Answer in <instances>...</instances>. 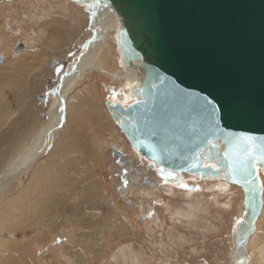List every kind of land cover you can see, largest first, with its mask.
<instances>
[{
	"label": "water",
	"instance_id": "95a60500",
	"mask_svg": "<svg viewBox=\"0 0 264 264\" xmlns=\"http://www.w3.org/2000/svg\"><path fill=\"white\" fill-rule=\"evenodd\" d=\"M76 1L118 18L121 66L134 72L137 99L105 105L131 146L164 178L185 171L241 187L245 211L231 231V258L247 264L264 163L256 159L241 171L239 138H252L243 147L256 156L264 149V0Z\"/></svg>",
	"mask_w": 264,
	"mask_h": 264
},
{
	"label": "rangeland",
	"instance_id": "374dc122",
	"mask_svg": "<svg viewBox=\"0 0 264 264\" xmlns=\"http://www.w3.org/2000/svg\"><path fill=\"white\" fill-rule=\"evenodd\" d=\"M64 1L60 0L61 4ZM66 3L67 6L73 7L67 9L61 6L49 10L35 4L32 0H0V94L3 100L7 101L8 107L0 131H5L11 137L10 139L8 137L6 141L0 138V164L7 162L17 152L14 148H17L15 141L18 138L29 141L32 133H37L43 125L49 123L51 113L55 108L52 105L54 106L58 100L63 79L67 76V72L70 71L72 74L73 68L83 63L82 59L87 45L90 41L92 44L99 34L97 28L102 20L96 13H91L90 8L86 9L74 0H67ZM79 9L84 10L80 15ZM76 14L78 16H75ZM54 20L70 23L72 29L77 30V35L68 41L62 52L50 54V51L54 50H49L47 45L54 43L53 22H51ZM47 22L49 25L46 24ZM117 30H110L106 49L101 55V67L106 71L95 70V68L86 69L83 74H80L78 82L79 87L85 82L95 81L101 103L104 102V104L109 99L110 87L114 88L119 83H124V79L119 77L113 84L108 74L116 68L120 69V66L111 64L112 57L109 56L112 51L119 52ZM119 59L120 57L116 61ZM120 72L122 73L120 76H123V72L121 70ZM22 90L25 91V99L19 104L15 93ZM61 112L63 114L60 118L61 124L37 162L49 155L52 143L58 140L67 126L63 109ZM25 114L37 120L34 126L31 127V124L29 127L26 125L22 127L25 122L22 116ZM116 125L120 127L119 123ZM87 126H89L88 130L94 133L97 141H100L102 149L98 150V157L93 159L92 154H85L86 162L83 166L86 165L87 169L94 168L96 179H101L105 188L104 193L95 190L101 202L76 204L77 201L74 203L71 199L70 202L73 201L75 208L68 211L60 207L53 209L51 206V213L48 215L47 212L48 216L44 217L52 222L50 225H29L23 221V217L18 218L15 220L18 222L16 225L18 228L14 232L7 228L0 232L3 240L10 239L14 242L12 245L17 246L8 254L10 259L18 264H26V262L27 264H130V260L122 258L121 251L132 247L136 254L131 252L128 256L140 257L139 259L145 261L146 264H229L228 253L215 251V248L217 239L226 240L239 219L238 207L242 196L237 187L230 192L225 190L226 187L218 190L222 196L220 199L227 196L223 199L233 200L231 215L224 217L221 213L223 216L218 214L221 220L219 216L217 217L219 220H216L213 219V217L216 218L214 212L209 216L207 212L197 211L198 217L195 223L202 224L199 217L206 215L211 223L217 224L218 231H220L205 232L206 237L200 238L201 236L196 232L198 229L192 228L186 219H170L169 208L171 207L166 208V205L172 201L174 204L178 203L179 197L169 196L163 189L164 180L151 167H148L149 159L144 158L130 147L121 128L118 131L123 134L127 149L120 151L128 155L130 166L111 149L120 142L115 133L95 129L91 124ZM90 147L93 150L92 144ZM32 166L14 177L9 185H4L1 203H7L23 189L33 175L35 164ZM85 167L80 166L81 169ZM262 184L264 187L263 178ZM8 189L11 191L9 192ZM139 205L143 207L140 209ZM58 206L61 205L58 204ZM111 208L118 210L115 217L108 216ZM119 216L123 218L129 231L133 229V233L126 232L123 235L119 233ZM103 217L105 218L102 219ZM106 218H111L109 221L112 222L105 225ZM54 222L55 225H53ZM170 227L182 231L183 235L169 238L166 232ZM260 227V231L264 232V216L260 219ZM91 228L99 232V236L103 237L102 241L95 236V238H90ZM16 241H19L20 245L16 244ZM232 244L233 241L231 247ZM252 249L251 245L250 264H255L257 261L253 262L255 251ZM255 259L263 263L258 256Z\"/></svg>",
	"mask_w": 264,
	"mask_h": 264
},
{
	"label": "bare ground",
	"instance_id": "6f19581e",
	"mask_svg": "<svg viewBox=\"0 0 264 264\" xmlns=\"http://www.w3.org/2000/svg\"><path fill=\"white\" fill-rule=\"evenodd\" d=\"M32 1L35 4L40 5L43 8H47L49 10H53L57 7L59 8L61 6L67 9L69 7L67 6L68 4L66 3L67 0L62 2V4L60 0H32ZM76 2L84 6L86 9H89V7H86L84 4L78 1ZM90 9H91V13H96L98 17L102 20L101 23L99 22L100 24L99 27L97 28V32L99 31V34L96 36V39L93 40L92 44H90L91 43L90 41L89 45H87V49L85 50V54L82 59L83 63H81L79 66H75L73 68L72 74H70L69 71L67 72V76L65 75L66 77L63 79L64 82L62 83L61 88L59 90L58 100L55 102L54 106L52 105V107L55 108L54 110L52 108L53 110V112L51 111L52 113L50 112L52 117L49 123L47 124L45 123L46 125H43L42 129L40 128V131H38L37 133L35 134L32 133L29 141L22 140L23 138H18L17 141H19L21 144L15 141L17 148H14V150L16 149L17 152H15L12 155V157H10L9 160L7 159L8 160L7 162L0 164L3 165L2 167H0V199L3 193L2 191H4L3 190L4 185H9V182L14 177H16L22 172H25L26 170H28V168L33 167L32 165L35 164L33 168V175L30 177L31 179H28L29 181L27 180L28 182L24 185L23 189L19 191L17 194H15V196L12 199L10 198L7 203L5 202L1 203L2 200L0 201V232L4 228H7L9 231L14 232V230L18 228V226H16L18 222H16L15 220H18V218H22V217H23V221H25L29 225H35V224L50 225L52 222L50 220L48 221V219L44 217H46L47 212L48 215L51 213L50 211L51 206L53 207V209L55 207H60L68 211L69 209L75 208L74 206L75 201H77L76 204H82V203L96 204L101 202V200L96 196V192H95V190L97 189L101 191V193H104L105 188L101 182V179L99 178L98 180L96 179L94 168L87 169L85 167L86 165L83 166V163L86 162L85 154H92V159H93L94 157L97 156L98 150L100 148L102 149L100 141H97V138L95 137L94 133L88 130L89 126L87 125L91 124L92 127L98 130L112 131L113 133L116 134V138L120 139V142L116 143L114 146L122 151L124 150V148L127 149L125 138H123L122 137L123 134L118 131L120 127L116 125V123H120V120L118 119L115 122L111 117L110 110L105 106L104 102L101 103L100 100L101 98L98 95L99 92L96 90V84H95L96 82L95 81L85 82V84L78 87L80 74H83V72L86 69L91 70V68H95V70L99 69L100 71H106L103 67H101V63H102L101 55L106 49L105 46L110 36L109 35L110 30L119 29L118 18L113 12H110L108 10H99L93 8ZM9 11L11 14L10 9ZM76 11H78V7H76ZM83 11L84 10L79 9L80 12L79 15L82 14ZM75 16H78V14H76ZM91 19L93 20L92 16ZM51 22H53V27H52L54 30L53 37L55 39L53 45H50L52 43L47 45V48L49 50H54V51H50V54L54 52L56 53L62 52L63 47L66 46L68 41L76 37L77 35L76 33L77 30L72 29L70 23L66 21L62 22V20L61 21L54 20ZM46 24H48V22ZM117 41H118V30H117ZM119 52L112 51L109 54V56L112 57L111 64L115 66L116 65L120 66V69L116 68L114 71L109 72L108 74L110 75L111 77L110 81L113 84L116 83L119 77L120 78L122 77L124 79V83L121 84L119 83L118 86H114V88H111L109 91V99L107 100L111 101V103L114 104L121 103L124 106H126L137 99V96L132 94L131 92L133 85L136 83V78L133 71L125 69L121 66V62H122L120 56L121 52L120 54ZM119 57L120 59L116 61ZM120 70L123 72V76L122 75L120 76V74H122ZM15 94L16 97H18L19 99L18 103L19 104L22 103V101H24L25 99V91L23 90L21 92L18 91ZM6 102L7 101H4L0 94V126L4 123V118H5L4 114L6 112V109L8 108ZM62 109H63V113L65 114V119L67 120V126L61 132V135L58 138V140L52 143V148L49 152V155L43 158L41 161L39 160L40 162H37L38 159L42 157L47 146L50 144V141L53 140L52 138L54 137L56 130L61 124L60 118L63 115L61 112ZM22 117L24 118L25 121L23 124L19 122L20 124H22V127L25 125L26 127H29L31 124L32 127L37 121L34 117L32 118L27 114H25V116L23 115ZM8 137H9L8 133H5V131H0V138L2 141L4 140L6 141ZM10 138L11 137H9V139ZM91 144L93 145V150L91 149L92 147H90ZM129 145L131 148H133L130 143ZM133 150L138 153L136 149L133 148ZM203 159L205 165H211L215 168L218 167L215 161L208 160L207 157H204ZM150 163L148 164V167H150L149 166ZM80 166L85 168L81 169ZM151 169L164 180L163 189H165V191L169 194V196L171 195L173 197H179L178 203L176 202L174 204L172 203L173 202L172 201L171 203L166 205V208L171 207V209L169 208L170 210L169 212H171L170 219H174V218L186 219L187 222L190 223L192 228L196 230L198 229L197 231L196 230L195 231L201 236L200 238L206 237L205 232L211 233V231L213 232H220V231H218L217 224L211 223V221H209V217L206 215L205 216L202 215L199 217L202 224L200 222L195 223L198 217L197 211L207 212L209 216L211 215V213L214 212L216 218L213 217V219L216 220L219 219L221 220L220 216H223L221 213L224 214V217H227L229 214L231 215L233 212V204H234V203L232 204L233 200L231 201L229 197H228L229 199L227 198L228 200L223 199L224 197L226 198L227 196H224L223 198L220 199V197L222 196L220 195L221 193L220 194L218 193V190H223L226 187L225 190L230 192L233 188L237 187L241 191V196H242L241 201L239 202L240 206L239 207L237 206L240 214L238 215L239 219L242 217L245 211L243 205L244 193L241 187L231 183L227 179H223L221 176H211V177L208 175L200 176L193 172L182 171V172H175L176 175L175 179H168L160 175L157 165L156 168H151ZM221 173L224 172L221 170ZM259 177L262 183V178L264 180V169L259 168ZM75 187L77 188L75 189ZM209 196L211 197L209 198ZM71 199L74 200V203H72L73 201L70 202ZM262 199H263V206H262L261 214L256 222V229L251 234L250 239L247 243L248 256H249V262L247 264H250L251 245L253 247L252 250L255 251L253 255L254 256L253 262L254 260H256L257 263L255 264H261L257 259H255V257L258 256L259 260H262L263 262L262 264H264V232L260 231L261 227L259 228L260 219L262 218V216H264V187H263ZM58 204L61 206H58ZM142 207L143 206L139 205L140 209ZM117 212L118 210L116 211L113 208H111L108 216L115 217ZM218 214H220V216ZM35 215L37 216L35 217ZM218 216L220 217L219 219H217ZM104 218L105 217H103L102 219ZM109 220H111V218H106L104 224L106 225L107 223L112 222ZM76 221H79V219H76ZM55 224L56 223L54 222L53 225ZM118 226H119L118 227L119 233L122 235L126 232L133 233L132 232L133 229L129 231V229L126 227V224L123 221V218L121 217ZM90 231L92 232L89 234L90 238L98 237V240L102 241L103 237L101 235L99 236V232L96 229L91 228ZM181 232L177 229H173L172 227H170L167 230L166 234L168 235L169 238H173L176 236L177 237L182 236L183 233ZM189 233L191 234V232ZM3 239L0 236V264H18L8 257V254L11 251L15 250L17 246L12 245L14 244V242H12V240L10 239L8 241H5L6 239L5 240ZM231 242H232V237L230 232L226 240L217 239L215 251L218 252L226 251L228 253L227 259H230L229 264H246L243 261L232 260L231 253L233 250V244L231 247L230 246ZM16 244L20 245V242L16 241ZM131 252L133 254H136L135 250L132 247L128 248V250H122L121 251L122 258L124 260L125 259L130 260V264H146L145 261L139 259L140 257L135 258L134 256H128V254H130Z\"/></svg>",
	"mask_w": 264,
	"mask_h": 264
},
{
	"label": "snow or ice",
	"instance_id": "6c2138e0",
	"mask_svg": "<svg viewBox=\"0 0 264 264\" xmlns=\"http://www.w3.org/2000/svg\"><path fill=\"white\" fill-rule=\"evenodd\" d=\"M208 104H211V101H208ZM217 111L216 109H213L212 111V115L213 116H216L217 114ZM224 118L226 119L227 118V113L224 114ZM252 138L251 137H247V136H241L239 138V147H240V150L241 152L243 153L242 155H240L239 157V162H240V170L241 171H244L247 169V165L256 160V159H259L262 163H264V149H261V154L259 156H256L254 153H252L249 149L247 148H244L243 145L245 143H247L248 141H250ZM213 147H215V145H213ZM226 159L228 158L227 156L225 157ZM229 167H231V164L229 165ZM236 169H233V172L235 171ZM239 223V221L237 222Z\"/></svg>",
	"mask_w": 264,
	"mask_h": 264
}]
</instances>
